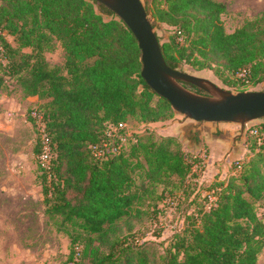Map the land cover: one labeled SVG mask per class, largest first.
<instances>
[{
	"label": "trees",
	"instance_id": "obj_1",
	"mask_svg": "<svg viewBox=\"0 0 264 264\" xmlns=\"http://www.w3.org/2000/svg\"><path fill=\"white\" fill-rule=\"evenodd\" d=\"M145 7L155 28H170L167 40L157 34L170 67L211 69L229 87H243L238 92L264 83V12L230 33L222 20L227 6L217 0ZM56 42L65 52L62 66L46 57ZM142 65L134 33L96 0H0V86L9 76L24 94L47 100L35 109L53 157L40 170L45 213L62 218L59 229L70 239L64 264H257L264 250V122L248 128L247 151L228 175L205 186L197 175L202 158L178 136L129 131L131 120L147 125L177 113L146 83ZM28 120L37 130L31 112ZM158 186L173 188L160 199L178 192L182 203L183 225L164 248L134 225L160 213L143 208Z\"/></svg>",
	"mask_w": 264,
	"mask_h": 264
},
{
	"label": "rangeland",
	"instance_id": "obj_2",
	"mask_svg": "<svg viewBox=\"0 0 264 264\" xmlns=\"http://www.w3.org/2000/svg\"><path fill=\"white\" fill-rule=\"evenodd\" d=\"M217 1L227 6L222 20L227 32L230 33L246 20L254 19L264 12V0ZM142 2L150 9L153 8L154 0ZM148 13L153 22L151 10ZM169 29L165 25L155 28L163 40L168 39ZM9 39L13 42L11 36ZM46 57L53 66L64 64L65 52L59 42H56L54 50L46 53ZM186 70L234 92L243 88L229 87L211 69L195 70L186 67ZM186 87L196 93H205L191 84ZM244 89L264 90V83L249 84ZM46 101L37 96L24 94L17 80L9 76L4 77V84L0 86V264H64L69 257V236L59 229L62 226V218L45 213L42 172L39 155L36 152L40 132L28 120L32 109L42 107ZM182 121L197 122L177 112L170 119L147 125L131 120L127 127L130 132L149 131L153 137L158 138L168 132L173 133L175 130L172 126ZM259 122H264V118L250 122L246 127ZM198 125L201 126L200 131L205 142L203 147H195L194 136L192 139L189 138L192 137L191 132L185 130L186 135L178 137L186 151L196 152L195 154L202 158L204 170H198L197 175L199 182L207 186L216 176H227L232 162L239 155L246 153L248 133H240V124L235 123ZM217 144L225 147L218 153L213 150V145ZM164 188L165 186L156 187L154 197L150 201L147 200L143 206L150 211L156 210L158 206L160 213L156 214V217L153 216V219L144 216L140 224L134 220L135 227L140 228L141 233L145 234V240H155L159 244L163 242L161 244L163 248L183 225V217L177 209L178 206L179 208L182 206L178 201L179 193L174 192L173 196L168 197L164 195L160 199L161 193H170V189H173ZM259 211L261 214L264 211V201ZM257 264H264V250Z\"/></svg>",
	"mask_w": 264,
	"mask_h": 264
},
{
	"label": "water",
	"instance_id": "obj_3",
	"mask_svg": "<svg viewBox=\"0 0 264 264\" xmlns=\"http://www.w3.org/2000/svg\"><path fill=\"white\" fill-rule=\"evenodd\" d=\"M134 33L142 51V77L173 109L197 122L237 123L244 129L264 118V90L234 92L166 62L151 17L142 0H96ZM191 84L207 95L189 90Z\"/></svg>",
	"mask_w": 264,
	"mask_h": 264
},
{
	"label": "built area",
	"instance_id": "obj_4",
	"mask_svg": "<svg viewBox=\"0 0 264 264\" xmlns=\"http://www.w3.org/2000/svg\"><path fill=\"white\" fill-rule=\"evenodd\" d=\"M32 117L36 120V125L41 134L42 150L39 154V162L43 168L49 169L51 167V160H52L53 154H52V149L50 145V139L45 129V122L43 119V115L40 114L39 111L35 109L32 112ZM250 132L258 135L257 129H251ZM261 215L264 218V211L262 212Z\"/></svg>",
	"mask_w": 264,
	"mask_h": 264
},
{
	"label": "crops",
	"instance_id": "obj_5",
	"mask_svg": "<svg viewBox=\"0 0 264 264\" xmlns=\"http://www.w3.org/2000/svg\"><path fill=\"white\" fill-rule=\"evenodd\" d=\"M198 123L200 124H207V123H213V122H184V121H182V122H179V123H177V124H175L174 126H172L173 127V130H175L176 131V133H174L175 131H173V133H169L168 132V134H165V135H181L180 137H182L183 135H186V133H185V130L186 131H188L189 133L191 132L192 133V137H189V138H193V136H194V138L196 137V136H199V138H200V140H201V142L200 143H196L195 142V144H196V146L195 147H203V145H205L204 143L205 142H203V140H204V138H203V136H202V134H201V132L202 131H200L201 130V126H199L198 125ZM222 124V123H221ZM235 124H237V123H235ZM249 128V127H248ZM248 128L247 127H245L244 129L242 128V126L240 125V133H244V132H247L248 131ZM247 129V130H246ZM189 136H191L190 134H189ZM188 137V136H187ZM184 143V142H183ZM203 143V144H202ZM224 146L222 145H219V144H217V145H213V150H215L216 151V153H218V152H220V150H221V148H223ZM225 148V147H224ZM247 149V148H246ZM237 152H238V150H237ZM196 153V152H195ZM244 155V153L242 154V155H239L237 158H240V157H242ZM230 166V165H229ZM231 167V166H230ZM220 177H222V176H220ZM223 178V177H222Z\"/></svg>",
	"mask_w": 264,
	"mask_h": 264
},
{
	"label": "flooded vegetation",
	"instance_id": "obj_6",
	"mask_svg": "<svg viewBox=\"0 0 264 264\" xmlns=\"http://www.w3.org/2000/svg\"><path fill=\"white\" fill-rule=\"evenodd\" d=\"M204 95H207V93H203Z\"/></svg>",
	"mask_w": 264,
	"mask_h": 264
}]
</instances>
